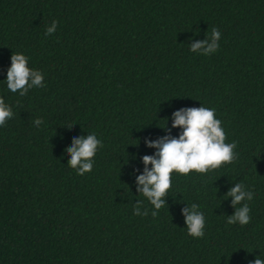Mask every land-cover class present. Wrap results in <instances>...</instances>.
<instances>
[{
  "label": "trees",
  "instance_id": "1",
  "mask_svg": "<svg viewBox=\"0 0 264 264\" xmlns=\"http://www.w3.org/2000/svg\"><path fill=\"white\" fill-rule=\"evenodd\" d=\"M213 28L218 50L192 52ZM13 53L43 87L8 90ZM0 97L13 111L0 126V264L264 259V0H0ZM201 106L215 109L237 159L174 172L153 217L135 182L141 158L156 152L145 139L178 137L173 112ZM92 133L103 147L80 176L65 149ZM235 183L254 194L243 226L227 223ZM137 201L147 216L133 215ZM192 204L205 217L202 238L187 232L182 209Z\"/></svg>",
  "mask_w": 264,
  "mask_h": 264
},
{
  "label": "clouds",
  "instance_id": "2",
  "mask_svg": "<svg viewBox=\"0 0 264 264\" xmlns=\"http://www.w3.org/2000/svg\"><path fill=\"white\" fill-rule=\"evenodd\" d=\"M57 25L58 22L53 20L45 34L55 33ZM220 35V31L213 28L210 36L202 41L192 43L190 50L210 55L218 50ZM10 59L11 65L6 76L9 91L19 92L20 96H25L29 89L44 86L43 74L28 66V58L24 54L13 53ZM12 117V108L0 97V126H4L6 121ZM171 119L172 128H180L182 131L178 137H174L170 134L171 129H166L168 135L156 140L145 139L146 146L156 149V152L141 158L144 169L142 174L137 175L135 179L138 193L146 197L154 206L155 211L151 213L153 217H156L158 210L166 204L174 172L181 175H188L193 171L204 174L237 159V153L234 151L237 146L236 142H225L226 133L221 120L216 118L214 108L204 106L181 108L173 112ZM33 123L39 127L43 121L37 118ZM99 147H103V144L95 133L74 137L72 146L65 149L71 157L67 164L77 171V175L83 176L85 173L91 172L93 158ZM225 196L227 199L231 198V205L235 209L234 213L228 216L227 223L247 225L251 220L249 215L251 209L248 203L242 202L253 200V192L246 190L243 183H235V186L231 187ZM237 205L241 206L237 207ZM141 206L142 201H137L134 204L133 215H148V209L145 208L141 211ZM182 214L185 217L188 235L193 238H202L205 217L199 211V205L192 204L184 207ZM250 264H264V259L257 256Z\"/></svg>",
  "mask_w": 264,
  "mask_h": 264
}]
</instances>
